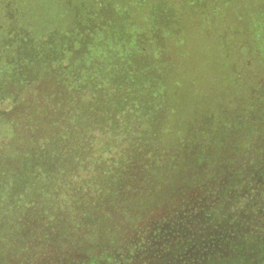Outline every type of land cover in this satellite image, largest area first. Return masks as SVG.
I'll return each instance as SVG.
<instances>
[{"label":"trees","instance_id":"trees-1","mask_svg":"<svg viewBox=\"0 0 264 264\" xmlns=\"http://www.w3.org/2000/svg\"><path fill=\"white\" fill-rule=\"evenodd\" d=\"M217 1L0 0V102H3L6 94L12 95L14 90L32 81L40 82L41 92L52 103V99L62 91L61 79L56 74L62 65L60 49L64 45L59 44L56 32L70 34L72 29L66 23H73L71 17L76 13H82L85 17L103 12L111 15L104 21L102 19L103 23L101 21L89 28L95 37L99 36L96 43H86L88 52L99 50L105 55L128 52L140 55L136 50L142 41L140 36L143 32L157 41L158 55L164 63L170 65L169 56L175 57L170 68L172 77L155 75L160 80H166L169 85L168 92L165 89L162 96H157V101L170 100L176 96L191 99L196 91L200 96H213L214 91L206 92L193 86L195 91L192 87L186 88L178 83L183 82L185 70L193 63L194 74L191 73L192 68L189 73L195 83H199L204 75L203 67L206 68L209 60L213 61L218 79L227 84V93L231 94L232 100L230 82L235 74V67L229 65L232 55L222 42L215 46L217 39L212 40V44L203 41L213 39L217 34L211 30L215 26L209 23V17L214 15L215 18L219 7L225 5L226 0ZM65 19H68L66 23ZM103 34H106L107 39L113 37L114 41L119 40L115 45L121 51L115 45L107 46L111 40L99 43ZM48 35L51 37L46 38ZM193 40H196L194 44ZM131 45L134 47L130 49ZM78 50L69 53L70 56ZM49 81L51 83L47 84ZM55 101L58 102V108L61 104L68 115L72 113L73 109L64 102L69 101L66 96L57 97ZM232 103L235 108L213 105L202 114H197V118L189 120L188 128L180 127L179 124L178 127L172 118L173 113L168 110V123L173 130L171 134L175 132L174 136L169 137L175 145L171 141L162 143V138L157 135L161 139L163 152L156 148L159 145L151 144L152 140L147 143L143 140L141 146H145V154L141 152L138 161H134L131 156L119 160L120 157L110 154L104 166L112 165L115 171L128 174V177L121 189L111 196L105 194L101 201L105 206L110 200L112 203L121 201L126 204L130 201V208L119 212L123 218L120 219L127 225L146 221L148 225H155L152 229H167L171 232L166 235L158 232L156 235L146 231L140 241L132 238L128 247H119L111 242L110 248L102 254L103 261L108 264H134L136 261V264H140L137 258L140 259L142 252L158 236L160 240L152 251L153 257H148L145 264H264V245L260 248L262 250L260 246L256 247L257 241L264 244V138H255L261 127L259 124L252 126L251 110L243 107V140L239 141L236 113L240 106L234 101ZM148 105L140 118L141 124L145 123L147 131L149 127L150 131H161L162 137L170 140L153 118V103ZM259 105L257 99L254 109H258L255 106ZM4 111L0 108V112L4 114ZM259 118L263 119L264 115ZM0 121L3 122L2 119ZM2 128L5 129L4 126ZM1 129L0 138L5 145L2 143L0 156V264H12V259L21 260L20 252L29 242L40 241L43 246L55 243L49 240L50 236L40 231L46 229L48 221H54L59 212L64 215L69 213L70 226L82 227V231L85 229L86 232L80 237L83 243H76V238L68 236L72 235L71 230L68 235L59 236L57 241L68 238L73 241L71 245H79L87 241L89 243L92 238L109 240L112 236L106 233L102 236L104 232H100L101 228L97 229L95 220L88 221L93 217L91 213L96 206L82 209L73 203L74 199L77 202L80 194L86 193L84 184L74 188L68 195L63 193L60 199L63 183L60 180H68L71 171L67 169V163L75 164L77 160L74 159L80 158L74 151L75 146L67 152L60 149L58 134H55L58 138V143H55L59 146L53 141L45 148H40L37 142L19 144L15 137L9 139L10 132L7 135ZM131 154H135L134 149ZM254 163L258 167L249 184L256 187L255 190L253 188L256 193L251 196L249 189L241 195L239 191L237 193L234 179L236 170L243 165V173L248 174L249 165ZM91 205L95 203L91 202ZM113 213L118 214L117 208ZM107 217L109 220L116 219L110 213L104 219L99 218L98 224ZM189 227L199 234L193 246L188 245L190 238L195 237V232H182ZM96 251L99 252L98 248ZM96 263L93 261L91 264ZM32 264L38 263L34 261Z\"/></svg>","mask_w":264,"mask_h":264},{"label":"rangeland","instance_id":"rangeland-1","mask_svg":"<svg viewBox=\"0 0 264 264\" xmlns=\"http://www.w3.org/2000/svg\"><path fill=\"white\" fill-rule=\"evenodd\" d=\"M75 15L77 19L74 18ZM109 15L111 13L103 12V14H90L84 17L82 13L81 15L76 13L71 17V20L74 19L73 23H66L68 19L64 20L66 25L72 29L69 31L70 34L68 32H56V35H59L57 38L59 44L64 45H61L60 49L62 65L56 74L61 79L62 91L57 97L63 96L64 98L66 96L68 98L69 101L64 102L66 106L73 109L72 113L68 115L61 104L58 108V102L55 101L57 97L52 99V103L51 101L49 103L47 95L41 92L40 82L30 81L31 83L27 82L14 90L12 95L6 94L3 102H0V108L7 111H4V114L0 112V119L3 120V122L0 121V129L2 126L7 128L6 131L2 128L1 132L7 135L10 132L9 139L13 140L15 137L19 144L37 142L40 148H45L52 141L58 143L59 138L61 141L60 149L67 152L72 146H75L74 151L80 158L74 159L77 160L75 164L67 163V167H69L67 169L71 171L68 173V180H60L63 182L60 199L64 196L63 193L68 195L74 188L84 184L87 189L86 193L80 194L77 202L74 199L73 203L78 204L82 209L96 206L91 213L93 217L89 218L88 221L95 220V226L98 225L97 229L101 228L100 232H104L101 233L102 236L110 234L112 237L109 240L92 238L89 243L87 241L86 244L79 245H71L70 243L73 241L68 240V238L57 241L59 236L68 235V231L71 230L72 235L68 236H73V239L76 238L74 239L76 243L82 242L80 237L86 232L85 229L82 231V227L70 226L72 223L69 222V213L64 215L59 212L57 218L53 219L54 221L49 220L47 228H42L40 231L41 234L44 232L45 236H50L49 240L55 241V243L43 246L40 241L29 242L20 252L22 259L14 260L11 258L12 264H32L34 261L38 264H91L93 261H96V264H108L107 261H103L102 254L110 248L111 242L119 245V247H128L132 238L140 241L146 231H152L155 234L160 232L164 235L170 233L171 230L167 229H152L155 225L152 226L151 223L148 225L146 221L127 225L125 221L121 220L123 218L119 216V212L130 208L128 207L130 201L126 204L125 202L121 203V201L112 203L110 200L107 201L108 205L106 206L101 201L105 194L108 193L111 196L115 191L121 189L128 177V174H119L112 168V165L104 166L105 162L109 161L110 154L120 157L119 160L131 156L134 161H138L140 153H144L143 148L145 146H141L143 140L146 143L152 140L151 144L159 145L156 148L160 152H163L160 138L164 144L171 141L172 145H175L169 137L174 136L175 132L171 134L173 130L168 123V110L173 113L172 118L177 126L179 124L180 127L188 128L189 120L197 118V114H202L213 105L218 108L234 107L232 103L234 101V104L240 106L239 110L236 109L238 111L236 120L240 131L239 141L242 142L243 140L242 133L245 120L243 107L251 110L249 115L252 126L259 124L261 127L260 133L255 134V138H264V118H259V116L264 115V100H262L264 93L261 89L262 84H264V0H231L230 2L226 0V4L219 7L215 16L216 20L213 18L214 15L209 17V23L216 28L211 30L217 34L213 39L208 38L203 41L212 44V40L217 39L215 46L222 42L227 51H230L232 59L230 57L229 65L235 67L233 81L230 82L233 90V101L230 99L231 94L227 93V84L218 79L212 60L206 63V68L203 67L204 75L199 83H195L189 73L192 68L191 73L194 74L195 63L185 70L183 82L179 81L178 83L183 84L186 88L198 86L206 92L214 91L213 96L205 94L201 97L193 88L196 91L194 98L191 97L193 101L184 96L157 101V96H162L165 89L168 92L169 85L165 82L166 80H160L155 75L166 78L172 77L170 68L175 57L169 56L170 65L164 63L158 55L157 41H154L152 36L144 35L143 32L140 36L142 41L136 50L140 55L131 54L128 51V54L117 55H105L99 50L88 52L86 45L96 43L99 36L95 37V33L89 28L97 25L102 19L104 21ZM86 25L87 28H85ZM143 29L140 28V30ZM49 37L51 36H46V38ZM107 40H111L107 46L119 42V40L114 41L113 37L107 39L106 34H103L99 38V43L104 44ZM195 41L193 40L192 44ZM114 47L121 51L118 45ZM133 47L131 45L130 49ZM77 49L79 50L71 57L69 53H73ZM58 59L59 56H57ZM153 59H157V61H152ZM146 70L149 72H145ZM73 78L79 80L74 81ZM49 83L51 82H47V84ZM14 99L15 102H13ZM257 99L260 105L255 106L258 109H254L253 105ZM148 103H153V118L170 140L162 137L161 131H150V127L147 131L145 123L141 124L140 118L144 110L149 107ZM55 134H58V138ZM2 140L0 138V156H2L3 151L2 143L4 144ZM133 149L135 150L134 155L131 154ZM66 160L73 161L71 159ZM257 167L256 163L252 166L249 165V173L246 174L243 173V165L238 166L234 178L237 193L239 191L242 195L249 189L251 196L256 193H254L256 187L249 183L253 180ZM91 202L95 205H91ZM116 208L118 214L113 213ZM110 213L116 219L109 220L107 217L101 224H98L99 218L104 219ZM190 227L184 228L182 232L190 234L195 232V237L190 238L191 241L188 245L193 246L199 234L197 230H191ZM158 240L160 239L157 236L154 242L151 241V246L142 252L143 255L140 259L137 258L138 261H141L140 264H145L148 257H153L152 251L155 249ZM262 245L264 244L257 241L256 247L260 246V249ZM250 247L253 245L250 244ZM97 248L99 252L96 251ZM22 260L25 261L22 262Z\"/></svg>","mask_w":264,"mask_h":264}]
</instances>
